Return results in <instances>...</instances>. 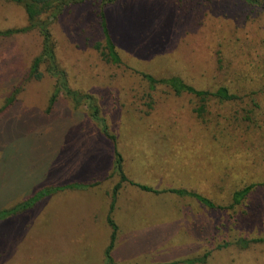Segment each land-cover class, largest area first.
<instances>
[{"label":"rangeland","instance_id":"374dc122","mask_svg":"<svg viewBox=\"0 0 264 264\" xmlns=\"http://www.w3.org/2000/svg\"><path fill=\"white\" fill-rule=\"evenodd\" d=\"M263 2L116 0L104 13L118 64L102 56L96 4L62 12L50 26L56 62L72 90L96 98L112 141L86 107L63 96L48 111L54 79L28 77L40 54L36 30L0 36V210L40 190L86 185L52 191L1 222L0 264H103L119 181L114 150L126 178L154 191L127 182L117 191V263L189 264L205 256L202 264H264V186L229 209L234 191L264 183V96L212 99L198 113L195 96L151 89L142 77H176L211 91L242 85L244 74L251 88L264 86ZM26 25L20 6L0 0V31ZM167 189L198 193L216 208Z\"/></svg>","mask_w":264,"mask_h":264},{"label":"trees","instance_id":"16d2710c","mask_svg":"<svg viewBox=\"0 0 264 264\" xmlns=\"http://www.w3.org/2000/svg\"><path fill=\"white\" fill-rule=\"evenodd\" d=\"M20 6L26 15L27 25L23 28L8 29L5 31H0V36L8 37L15 34L27 33L31 30H36L41 38V48L40 54L36 56L29 69L28 77L34 80H40L43 76H49L54 79V89L52 95L48 102V111L53 107L55 102L60 96L68 99L73 106L76 108L86 107L87 114L89 118L99 126L101 134L109 138L111 141L114 138L109 134L107 125L104 118L100 114V106L95 97L89 94H84L75 90H72L65 78L64 72L59 67L56 62L54 55V44L51 35L50 26L62 12H64L71 5L82 4L85 2H92L98 7L97 18L100 21L101 28L103 30L104 38V51H102V56L111 64H118L119 57L115 51V47L109 36L107 21L104 13V8L116 3V0H5ZM260 1L264 0H243L246 5L256 6ZM264 3V2H263ZM264 6V4H263ZM248 76V77H247ZM143 79L148 83L149 87L155 88L156 85H166L175 94H190L197 98L199 102V107L196 110L198 113L205 112V108L208 106L212 99H215L217 103L223 104L225 102L238 103L242 102L244 98L251 99L252 96L258 97L264 96V86H254L251 88L252 77L251 75H242V85L236 84L234 87H229L226 85L219 86L213 90H197L191 85L186 84L180 78L170 77L168 79H155L150 75L143 74ZM250 81V87L246 88L245 85ZM12 100H10L11 103ZM254 106L257 105L254 103ZM260 128L259 133H264V122L258 124ZM115 143V142H114ZM116 149V148H114ZM114 164L112 174L119 178L118 183L114 186L111 193V203L106 215V224L110 229L109 242L103 252V264H120L117 263L113 257V249L115 242L117 240L118 228L113 220L112 213L115 207V200L117 196V191L120 189L121 184L124 182L130 185L136 186L142 192H154L152 188L146 185L134 184L129 181L123 171L122 157L121 154L114 150ZM256 186H264V183H252L243 188L234 191L230 198L229 209L239 206L241 202L249 195V193ZM86 185L82 184H69L63 187H56L54 189L47 188L46 191H38L28 200L18 203L9 209L0 210V223L7 220L8 218L21 214L26 210L30 209L34 204L39 202L41 199L50 195L52 191H58L63 189H83ZM164 192L174 194L179 197H188L196 200L201 205L208 209H215L216 205L208 198L184 189H167ZM163 192V193H164ZM242 247H247L249 241L239 240L238 241ZM204 258L193 259L189 264H202Z\"/></svg>","mask_w":264,"mask_h":264}]
</instances>
